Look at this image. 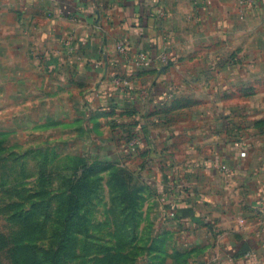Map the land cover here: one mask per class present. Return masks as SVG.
Wrapping results in <instances>:
<instances>
[{"label": "crops", "instance_id": "1", "mask_svg": "<svg viewBox=\"0 0 264 264\" xmlns=\"http://www.w3.org/2000/svg\"><path fill=\"white\" fill-rule=\"evenodd\" d=\"M196 1L0 0L2 100L34 92L38 120L129 154L141 137L189 250L264 264V0H207L204 21Z\"/></svg>", "mask_w": 264, "mask_h": 264}, {"label": "rangeland", "instance_id": "2", "mask_svg": "<svg viewBox=\"0 0 264 264\" xmlns=\"http://www.w3.org/2000/svg\"><path fill=\"white\" fill-rule=\"evenodd\" d=\"M35 95L0 91V264H208L164 217L160 160L38 120Z\"/></svg>", "mask_w": 264, "mask_h": 264}, {"label": "built area", "instance_id": "3", "mask_svg": "<svg viewBox=\"0 0 264 264\" xmlns=\"http://www.w3.org/2000/svg\"><path fill=\"white\" fill-rule=\"evenodd\" d=\"M208 4L207 0H197L196 8L198 11V19L204 21L206 18L205 6ZM117 49L120 53L125 54L128 52L127 46L125 43H119ZM137 62L142 65H149L150 59L146 52H139L137 55ZM144 144V141L141 137H134L128 142V147L131 153H136L139 151L140 147Z\"/></svg>", "mask_w": 264, "mask_h": 264}, {"label": "trees", "instance_id": "4", "mask_svg": "<svg viewBox=\"0 0 264 264\" xmlns=\"http://www.w3.org/2000/svg\"><path fill=\"white\" fill-rule=\"evenodd\" d=\"M70 202H71L70 210L73 211V215H74L76 213L77 210L76 208L78 205V199L75 197V195L71 198ZM55 264H57V262Z\"/></svg>", "mask_w": 264, "mask_h": 264}]
</instances>
